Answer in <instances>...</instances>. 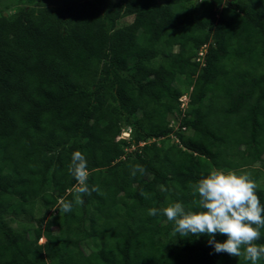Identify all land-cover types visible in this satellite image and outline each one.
I'll return each mask as SVG.
<instances>
[{"label":"trees","instance_id":"obj_1","mask_svg":"<svg viewBox=\"0 0 264 264\" xmlns=\"http://www.w3.org/2000/svg\"><path fill=\"white\" fill-rule=\"evenodd\" d=\"M18 1L0 5V264H251L148 210L203 211L211 170L264 172V0ZM77 150L100 191L62 213Z\"/></svg>","mask_w":264,"mask_h":264},{"label":"clouds","instance_id":"obj_2","mask_svg":"<svg viewBox=\"0 0 264 264\" xmlns=\"http://www.w3.org/2000/svg\"><path fill=\"white\" fill-rule=\"evenodd\" d=\"M126 134V132H124ZM128 137V134H127ZM69 173L77 181L73 189L74 200L59 201V211L71 212L73 204L83 206L84 195L99 192L98 186L89 187L88 162L81 151L71 155ZM146 173L142 165H135L131 175ZM258 185L250 174H237L235 171L211 170L210 173L192 185L193 194L199 195L200 212L186 211L181 202H174L163 209L150 208L148 215L162 214L171 222L174 234L181 238L207 235L208 244L214 247L216 253H227L258 264L264 258V245L255 242L261 238V228H264V205L257 195ZM162 191H168L161 188ZM217 234L226 235L224 242L215 239Z\"/></svg>","mask_w":264,"mask_h":264},{"label":"rangeland","instance_id":"obj_3","mask_svg":"<svg viewBox=\"0 0 264 264\" xmlns=\"http://www.w3.org/2000/svg\"><path fill=\"white\" fill-rule=\"evenodd\" d=\"M107 2H112V3H114V2H116V1H118V0H106ZM42 3H45V4H47V5H61V4H63V1L62 0H42L41 1ZM1 5V7L2 8H4V7H7V9H8V11L11 13V12H13V11H15V9L17 8V7H20V6H22L23 4L21 3V2H19L18 0H8V1H4L2 4H0ZM131 18H132V16H126V17H123L121 20H120V23L121 24H126V23H129L130 21H131ZM176 50V49H175ZM181 101H182V106H184L185 104H186V102H187V98H186V96H182L181 97ZM173 123V126L176 128L177 126H178V122L177 121H173L172 122ZM124 132H126V134H124ZM127 134H128V131H123L122 133H121V135H120V138H127ZM240 174V173H239ZM257 185L260 187V188H262V189H264V172H261V175H260V177H259V179L257 180ZM31 221L32 222V220H29L28 218H25V219H23V221ZM12 225L14 226L15 224L12 222ZM55 234V233H54ZM40 243H43L44 242V240L43 239H41L40 241H39Z\"/></svg>","mask_w":264,"mask_h":264}]
</instances>
